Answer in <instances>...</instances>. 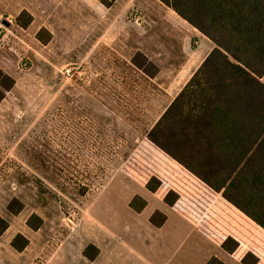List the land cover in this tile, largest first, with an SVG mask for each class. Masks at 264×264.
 I'll use <instances>...</instances> for the list:
<instances>
[{"label":"rangeland","instance_id":"1","mask_svg":"<svg viewBox=\"0 0 264 264\" xmlns=\"http://www.w3.org/2000/svg\"><path fill=\"white\" fill-rule=\"evenodd\" d=\"M24 10L26 29L16 25ZM170 12L157 0H0V69L15 82L0 103V264H264L238 223L264 231L147 140L182 85L172 79L183 34ZM13 199L23 204L15 216ZM157 211L161 228L149 222ZM17 235L28 240L20 253Z\"/></svg>","mask_w":264,"mask_h":264},{"label":"trees","instance_id":"2","mask_svg":"<svg viewBox=\"0 0 264 264\" xmlns=\"http://www.w3.org/2000/svg\"><path fill=\"white\" fill-rule=\"evenodd\" d=\"M157 1L210 40L214 49L151 127L147 140L264 231V0ZM32 21L24 10L16 25L26 29ZM42 33L37 39L46 43ZM132 65L142 70L136 58ZM149 66L148 76L154 79L157 71ZM14 85L0 69V103ZM160 186L151 178L146 189L155 193ZM86 192L82 189L81 195ZM177 200L169 191L164 204L173 207ZM129 206L141 213L146 202L135 197ZM22 209L17 199L7 206L14 216ZM149 222L161 228L166 216L154 212ZM42 224L37 215L27 221L33 231ZM238 224L243 236L264 251V237ZM7 229L8 223L0 219V235ZM11 246L20 253L28 240L17 235ZM235 247L226 250L231 254ZM92 248L93 254L88 247L84 255L94 261L99 251Z\"/></svg>","mask_w":264,"mask_h":264},{"label":"crops","instance_id":"3","mask_svg":"<svg viewBox=\"0 0 264 264\" xmlns=\"http://www.w3.org/2000/svg\"><path fill=\"white\" fill-rule=\"evenodd\" d=\"M25 11H27V10H25ZM170 13L175 14L172 11ZM175 16L176 17L173 18L169 15V13H167L168 22L170 24L179 25L183 30V31L181 30V33L183 34L182 52L184 54V62L181 64L178 72L176 73L175 77L172 79L173 82H178V84L182 83L181 88L175 94L174 98L184 88V86L189 82L191 77L201 67L203 62L208 57V55L214 49V45L210 40H208L205 36L200 34L196 29L189 26L185 21L180 19L176 14H175ZM168 22H166V25ZM156 24L158 25L157 21H156ZM262 82L264 83V76L262 78ZM170 89H171V83L169 84V90ZM174 89H175V87H174ZM164 93L168 94V91L165 90ZM174 98L169 100V102L167 103V106L163 109L161 114L155 120L154 124L158 121V119L161 117V115L169 107V105L171 104V102L173 101Z\"/></svg>","mask_w":264,"mask_h":264},{"label":"water","instance_id":"4","mask_svg":"<svg viewBox=\"0 0 264 264\" xmlns=\"http://www.w3.org/2000/svg\"><path fill=\"white\" fill-rule=\"evenodd\" d=\"M4 24H6L7 27L9 26L8 23H4Z\"/></svg>","mask_w":264,"mask_h":264},{"label":"built area","instance_id":"5","mask_svg":"<svg viewBox=\"0 0 264 264\" xmlns=\"http://www.w3.org/2000/svg\"><path fill=\"white\" fill-rule=\"evenodd\" d=\"M67 74L69 75V72H67Z\"/></svg>","mask_w":264,"mask_h":264}]
</instances>
